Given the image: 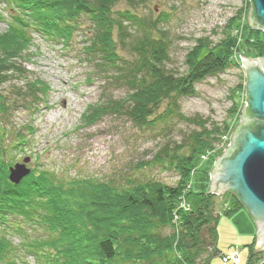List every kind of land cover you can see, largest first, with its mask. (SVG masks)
<instances>
[{"label": "trees", "instance_id": "obj_1", "mask_svg": "<svg viewBox=\"0 0 264 264\" xmlns=\"http://www.w3.org/2000/svg\"><path fill=\"white\" fill-rule=\"evenodd\" d=\"M121 1L132 7L145 0L4 1L14 16L8 23L7 38L0 40V85L11 86L6 93L0 90V231L11 229L21 236L19 248L35 264H213L218 254V214L213 211L212 195H202L189 212L178 210L177 204L198 153L223 145L222 138L230 130L226 122L208 126L207 120L182 115L178 102L195 93V82L223 71L225 62L207 51L202 57L193 54L188 58L183 73L172 71L166 66L169 45L164 31L128 9L114 10ZM80 15L89 21V34L82 39L79 53L90 63L89 74L96 75L93 80L99 76L105 85L127 87L122 98L101 95L104 101L88 106L83 114L86 124L103 113L120 112L140 128H151L172 116L199 128L160 160L179 175L174 186L153 179H66L43 170H31L19 185L8 181L13 149H7L4 138L11 131L20 140L24 137L10 120L11 112L16 107H35L49 89L22 69L28 44L25 49L19 43H30L31 30L67 45L71 22ZM130 22L139 29L138 34L129 36L126 24ZM122 47H127L130 57L120 54ZM257 49L264 55V47ZM16 79L22 83L15 84ZM163 103V112L156 114ZM16 142L11 137L8 144L17 147ZM241 207L237 198L223 212ZM165 228L168 233L163 232ZM14 250L0 239V264H17ZM252 251L246 264H254Z\"/></svg>", "mask_w": 264, "mask_h": 264}, {"label": "rangeland", "instance_id": "obj_2", "mask_svg": "<svg viewBox=\"0 0 264 264\" xmlns=\"http://www.w3.org/2000/svg\"><path fill=\"white\" fill-rule=\"evenodd\" d=\"M4 1L0 0V40L7 38L8 23L14 16ZM250 6V0H145L132 7L121 1L114 7V10L128 9L164 31L169 45L166 66L174 72L183 73L188 58L193 54L202 57L207 51H213L225 62L223 71L195 82V93L181 97L178 102L182 115L207 120L208 126L226 122L230 130V135L222 138L223 145L198 153L177 204L178 210L189 212L198 206L202 195H212L213 211L218 214V254L213 264H246L250 249H253L254 264L264 260V247L254 251L256 225L247 210L241 207L228 214L223 212L233 207L236 196L227 191L207 192L215 158L231 144L230 136L241 122L240 113L248 105L247 76L240 55L264 56L257 49L264 47V30L247 23ZM71 25L67 45L48 34L31 30L30 43H19L25 49L28 44L22 69L30 78L43 81L49 89L35 107H16L11 112L10 120L24 137L20 140L11 131L4 138L7 149H13L12 155L9 154L12 163L7 167V179L9 167L29 158L26 166L30 171H49L66 179H153L174 186L179 175L160 160L165 153L172 154L185 137L199 128L176 116L151 128H140L120 112L103 113L97 121L86 124L83 114L88 106L101 103L103 96L122 98L127 94V87L105 85L99 76L93 80L96 75L89 74L90 63L79 55L82 39L89 34V21L80 15ZM126 26L129 36L138 34L139 29L133 23ZM119 52L125 58L131 54L127 47ZM14 82L19 85L22 80ZM9 88V83L0 85L3 93ZM165 105H160L156 114L163 112ZM11 137L17 139V147L8 144ZM25 177L17 184L8 181L19 185ZM176 225H180L178 220ZM163 232L168 233L169 229ZM0 233L4 234L0 239L15 248L13 255L17 264H35L34 258L19 248L23 242L21 236L11 229Z\"/></svg>", "mask_w": 264, "mask_h": 264}, {"label": "water", "instance_id": "obj_3", "mask_svg": "<svg viewBox=\"0 0 264 264\" xmlns=\"http://www.w3.org/2000/svg\"><path fill=\"white\" fill-rule=\"evenodd\" d=\"M250 1L247 23L264 30V0ZM240 57L247 76L248 105L240 113L241 122L230 136L231 144L215 158L207 192L227 191L238 198L256 225V251L264 247V56ZM28 161L24 158L9 167L10 182L17 184L30 173Z\"/></svg>", "mask_w": 264, "mask_h": 264}]
</instances>
